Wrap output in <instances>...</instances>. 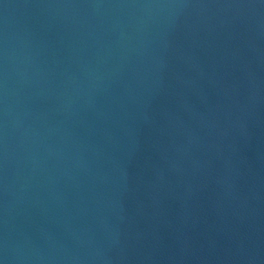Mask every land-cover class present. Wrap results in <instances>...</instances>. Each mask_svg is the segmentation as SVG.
<instances>
[{"label": "water", "instance_id": "water-1", "mask_svg": "<svg viewBox=\"0 0 264 264\" xmlns=\"http://www.w3.org/2000/svg\"><path fill=\"white\" fill-rule=\"evenodd\" d=\"M0 264H264V0H0Z\"/></svg>", "mask_w": 264, "mask_h": 264}]
</instances>
